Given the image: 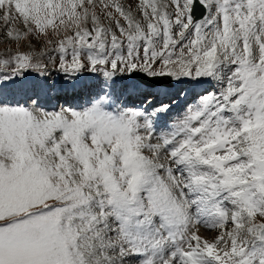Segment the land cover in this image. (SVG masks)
<instances>
[{
    "label": "snow or ice",
    "instance_id": "snow-or-ice-1",
    "mask_svg": "<svg viewBox=\"0 0 264 264\" xmlns=\"http://www.w3.org/2000/svg\"><path fill=\"white\" fill-rule=\"evenodd\" d=\"M0 45V264H264V0H0Z\"/></svg>",
    "mask_w": 264,
    "mask_h": 264
},
{
    "label": "rangeland",
    "instance_id": "rangeland-1",
    "mask_svg": "<svg viewBox=\"0 0 264 264\" xmlns=\"http://www.w3.org/2000/svg\"><path fill=\"white\" fill-rule=\"evenodd\" d=\"M122 2H124L125 4H128L130 2V0H122ZM135 2H136V0H131L132 4H135ZM2 48H3V45H0V50H2ZM59 103H61V102L59 101Z\"/></svg>",
    "mask_w": 264,
    "mask_h": 264
}]
</instances>
